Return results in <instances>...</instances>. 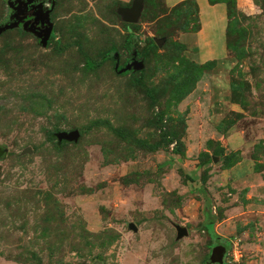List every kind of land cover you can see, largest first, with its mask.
I'll use <instances>...</instances> for the list:
<instances>
[{"label":"rangeland","instance_id":"obj_1","mask_svg":"<svg viewBox=\"0 0 264 264\" xmlns=\"http://www.w3.org/2000/svg\"><path fill=\"white\" fill-rule=\"evenodd\" d=\"M133 1L34 0L0 34V264H264V0H144L129 30ZM53 6L45 46L24 22Z\"/></svg>","mask_w":264,"mask_h":264},{"label":"water","instance_id":"obj_2","mask_svg":"<svg viewBox=\"0 0 264 264\" xmlns=\"http://www.w3.org/2000/svg\"><path fill=\"white\" fill-rule=\"evenodd\" d=\"M34 0H17V4H13L12 2H9L10 5L17 10V12L13 15V17L17 18L14 22L11 23H6L1 25L0 24V34L9 30L13 29L19 26L20 21L24 20L25 17L28 16L29 14V8L28 5L32 4ZM144 6V0H134L132 5L130 7H120L118 9V12L121 14L123 20H125L128 23H135L138 21L139 17L141 16L142 10ZM42 4L33 6V8H41ZM55 6L52 8L42 11L40 9V15L43 14L41 18L35 17L33 22L32 19L24 22V28L26 30H32L35 33L39 35V38L41 39V43L43 45H48L49 39L52 35L53 32V22L51 20V13L53 11ZM31 14V12H30ZM33 14V13H32ZM42 22V25L44 28L41 26H38L37 23ZM135 66H138L139 69L143 68L144 65L143 63H134ZM130 65H127L123 69L120 70V72L127 71L129 69ZM118 68V65L117 67ZM59 139H67L70 141H76L79 136H80V131L79 130H73V131H62L59 132ZM129 226L137 229V226L133 223H129ZM188 231L185 228H180L179 229V234L178 236H183L187 234ZM225 247L222 245L217 246L214 248L213 253L209 257V261L213 264H224V256H225Z\"/></svg>","mask_w":264,"mask_h":264},{"label":"trees","instance_id":"obj_3","mask_svg":"<svg viewBox=\"0 0 264 264\" xmlns=\"http://www.w3.org/2000/svg\"><path fill=\"white\" fill-rule=\"evenodd\" d=\"M113 1H120V2H124L123 0H113ZM216 2H219V1H217V0H215ZM183 3V2H182ZM181 4V3H180ZM185 6V4L183 3V4H181V5H176V6H174V8L173 9H176L175 11H177L178 13H185L186 11H185V9L183 8ZM195 6H196V16H195V18L194 17H192L191 18V20H192V22H194L193 23V26L192 25H190L191 26V29H194V30H197V29H199V27H200V22H199V16H198V12H199V7H198V4H197V2H195ZM55 7H54V9H53V11H55ZM52 11V12H53ZM52 14V13H51ZM53 14H54V12H53ZM189 15V14H188ZM184 17H186V16H184ZM54 18V17H53ZM189 18H190V16H189ZM188 18V19H189ZM190 21H184V23H183V27H185V28H188L189 27V23ZM132 24L133 23H126V25H127V28L130 30V27L132 26ZM162 33H164L163 31H161ZM51 37H52V39H54L55 38V36L54 35H51ZM50 37V38H51ZM79 45V48H80V52L82 53V55L85 57V69H87V70H97L105 61H107V60H109V59H112L114 62L115 61H117L118 62V68H117V70H118V72L120 73V74H123L122 72H120V70L121 69H123L124 67H125V63H120V60H117L116 58H115V55L116 54H118L119 55V50H118V47L116 46V44H112L110 47H109V49H108V51H107V53L106 54H103L102 56H101V58H100V60H94L93 58H91L90 56H89V54H88V52L82 47V44H78ZM212 61H210V62H207L206 64H207V66L211 63ZM204 65V67L206 66L205 64H203ZM192 70V72H196V70L195 69H193V68H191ZM127 71H125V73H126ZM146 72H147V69H146V65H144V67L143 68H141L140 70H139V76L138 77H135V81L137 82V83H139V84H143V79H144V77H145V75H146ZM192 74V73H191ZM147 89H148V91H149V94H151V92H150V89L148 88V87H146ZM151 96H153V95H151ZM113 130H114V132L116 133V135H118V136H120L121 138H126L127 136H128V134H129V132H128V130L126 129V128H124V127H114L113 128ZM57 130H55V129H53V130H49L48 131V137H49V139L51 140V141H54L55 142V140H56V138L54 137V133L56 132ZM60 132H62V131H60ZM171 140H174L173 138L171 139ZM61 141H63V146H65L70 140H67V139H63V140H61ZM71 142H74V141H71ZM179 146H180V143H177V149L176 150H180V148H179ZM210 222H207V228H208V230L211 232V234H213V235H216V233H215V231H214V229H213V222L211 221V220H209ZM37 261H40V259L39 258H37ZM207 262H209V263H211L210 261H207ZM38 264V263H37ZM39 264H41V261L39 262Z\"/></svg>","mask_w":264,"mask_h":264},{"label":"crops","instance_id":"obj_4","mask_svg":"<svg viewBox=\"0 0 264 264\" xmlns=\"http://www.w3.org/2000/svg\"><path fill=\"white\" fill-rule=\"evenodd\" d=\"M123 1H129V0H123ZM167 1H169V0H167ZM174 1H176L177 2V0H174ZM199 1V4H200V13H201V15H203V3H202V0H198ZM219 7H223L222 9V11H224V6H223V3H221V2H217V3H215V4H210V3H207V5H206V8L207 9H209L210 11L211 10H216L217 11V9L219 8ZM224 13V12H223Z\"/></svg>","mask_w":264,"mask_h":264},{"label":"flooded vegetation","instance_id":"obj_5","mask_svg":"<svg viewBox=\"0 0 264 264\" xmlns=\"http://www.w3.org/2000/svg\"><path fill=\"white\" fill-rule=\"evenodd\" d=\"M29 18H32V16L29 15V16H28V19H29ZM32 20H33V19H32ZM37 25H38V26H41L42 28H44V26L42 25V22L37 23Z\"/></svg>","mask_w":264,"mask_h":264}]
</instances>
